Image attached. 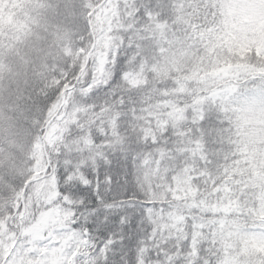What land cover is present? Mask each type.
Returning <instances> with one entry per match:
<instances>
[{
  "label": "snow or ice",
  "instance_id": "snow-or-ice-1",
  "mask_svg": "<svg viewBox=\"0 0 264 264\" xmlns=\"http://www.w3.org/2000/svg\"><path fill=\"white\" fill-rule=\"evenodd\" d=\"M0 264H264V0H0Z\"/></svg>",
  "mask_w": 264,
  "mask_h": 264
}]
</instances>
